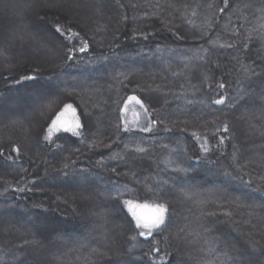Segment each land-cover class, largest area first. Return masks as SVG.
Listing matches in <instances>:
<instances>
[{"label":"trees","instance_id":"obj_1","mask_svg":"<svg viewBox=\"0 0 264 264\" xmlns=\"http://www.w3.org/2000/svg\"><path fill=\"white\" fill-rule=\"evenodd\" d=\"M260 7L13 0L0 45V264H221L225 253L264 264ZM66 105L79 127L47 133ZM126 201L167 203L165 224L139 235Z\"/></svg>","mask_w":264,"mask_h":264},{"label":"snow or ice","instance_id":"obj_2","mask_svg":"<svg viewBox=\"0 0 264 264\" xmlns=\"http://www.w3.org/2000/svg\"><path fill=\"white\" fill-rule=\"evenodd\" d=\"M225 6L228 5V0H224ZM262 7L258 8L257 11L264 14V0H261ZM247 7V5H245ZM221 11H224V9H221ZM261 18H264V15H262ZM260 38L264 40V24L260 25ZM55 31L57 33H60L63 35V30L59 25L56 26ZM254 31V30H253ZM76 35V34H72ZM251 35V33H250ZM87 48V44L85 43L82 48L79 49V51L83 52ZM69 59H71V56H69ZM255 74V73H253ZM28 79H34V77H28ZM223 87V85H221ZM130 100H136V97H129ZM223 98L221 100L216 101V103H222ZM66 108H71V105H66ZM62 115V114H61ZM60 117H57L56 121H53V126L57 124V121H59ZM75 127H79V122L77 121ZM146 131L148 129H145ZM227 130V129H225ZM49 133H51V128L49 129ZM49 137H45V139H48ZM139 151H143V149H138ZM180 171H185L184 169H179ZM129 206V211L131 212L132 216L135 218L136 226L137 228L144 229L145 231H141L139 235L141 236H151L153 230H158L162 225L165 224L166 215L168 213V205L167 203H158L154 204L152 206H149L147 204H135L131 201L125 202ZM230 215V214H229ZM255 247V245H253ZM215 251V249H213ZM226 259L221 262V264H243L242 257L240 253H237L236 256L229 255L228 253L224 254ZM205 264H216L215 260L206 261Z\"/></svg>","mask_w":264,"mask_h":264},{"label":"rangeland","instance_id":"obj_3","mask_svg":"<svg viewBox=\"0 0 264 264\" xmlns=\"http://www.w3.org/2000/svg\"><path fill=\"white\" fill-rule=\"evenodd\" d=\"M17 1L18 0H16V2ZM12 2H13V0H0V45L9 36L8 28L6 26L7 25L6 22H7V18H8L6 13H7L8 6ZM14 2H15V0H14ZM67 11H68V13H70V15L75 16V17L78 15H82V12H86L84 19H86V17L89 14L88 10H82L76 6L68 7ZM31 61H33V59L31 57L26 56V59H23L21 62H31ZM58 116L60 117L59 121H57V124L55 126H53V122H52L51 125L49 126V128L47 129V133H49L50 128H51V133L59 131V130H67V131H71V132L76 131L75 125L77 123V119H76L74 111L71 108L64 107L61 110V112L56 116L54 121L57 120ZM78 198H82V197H80V195H79V197H77V199ZM47 227H48L47 229L49 232L55 231L54 226L47 225Z\"/></svg>","mask_w":264,"mask_h":264}]
</instances>
